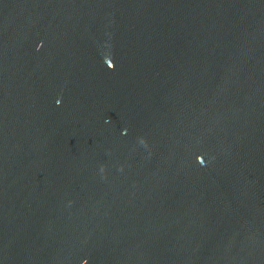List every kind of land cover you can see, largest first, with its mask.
Listing matches in <instances>:
<instances>
[{"label": "water", "instance_id": "1", "mask_svg": "<svg viewBox=\"0 0 264 264\" xmlns=\"http://www.w3.org/2000/svg\"><path fill=\"white\" fill-rule=\"evenodd\" d=\"M84 262L264 264V0H0V264Z\"/></svg>", "mask_w": 264, "mask_h": 264}, {"label": "clouds", "instance_id": "2", "mask_svg": "<svg viewBox=\"0 0 264 264\" xmlns=\"http://www.w3.org/2000/svg\"><path fill=\"white\" fill-rule=\"evenodd\" d=\"M42 47V45H41ZM111 59V58H110ZM109 66V65H108ZM110 68H115V64L113 62V60L111 59V66H109ZM62 103V100H57V105H60ZM106 122H110V121H106ZM126 134V133H125ZM103 170V169H102ZM84 264H86V262H84Z\"/></svg>", "mask_w": 264, "mask_h": 264}]
</instances>
